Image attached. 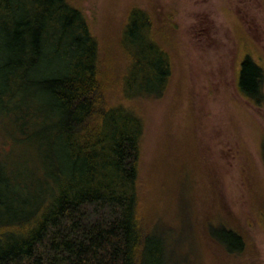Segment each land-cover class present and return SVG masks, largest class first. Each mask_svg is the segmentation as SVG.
I'll return each mask as SVG.
<instances>
[{
    "label": "trees",
    "instance_id": "obj_1",
    "mask_svg": "<svg viewBox=\"0 0 264 264\" xmlns=\"http://www.w3.org/2000/svg\"><path fill=\"white\" fill-rule=\"evenodd\" d=\"M153 36L149 15L131 10L124 100L167 88L169 60ZM99 65L87 20L67 0H0V128L31 159L22 173L0 162V264H170L164 238L142 234L136 217L142 122L107 105ZM262 79L245 56L238 93L259 103Z\"/></svg>",
    "mask_w": 264,
    "mask_h": 264
},
{
    "label": "rangeland",
    "instance_id": "obj_2",
    "mask_svg": "<svg viewBox=\"0 0 264 264\" xmlns=\"http://www.w3.org/2000/svg\"><path fill=\"white\" fill-rule=\"evenodd\" d=\"M67 1L97 42L99 70L111 85L107 105H122L142 122L141 233L164 238L170 264H264V0ZM133 9L149 15L170 77L162 96L127 101L120 38ZM245 56L263 72L259 103L236 89ZM27 151L0 128L1 163L22 173Z\"/></svg>",
    "mask_w": 264,
    "mask_h": 264
}]
</instances>
